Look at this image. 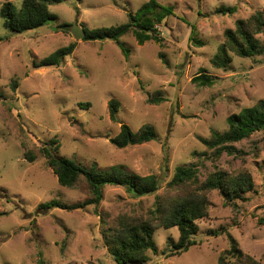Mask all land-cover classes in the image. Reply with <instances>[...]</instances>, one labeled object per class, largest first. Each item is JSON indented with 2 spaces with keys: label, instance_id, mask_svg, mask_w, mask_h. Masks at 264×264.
I'll use <instances>...</instances> for the list:
<instances>
[{
  "label": "rangeland",
  "instance_id": "1",
  "mask_svg": "<svg viewBox=\"0 0 264 264\" xmlns=\"http://www.w3.org/2000/svg\"><path fill=\"white\" fill-rule=\"evenodd\" d=\"M8 1L17 9L22 2ZM148 1L66 0L49 7L56 21L21 34L5 29L0 18V264H38L40 258L44 264H116L103 233L123 215H145L166 196L175 168L187 165L200 170L201 180L214 168L228 175L247 171L254 192L234 206H224L210 192L208 215L196 223V245L170 257L168 242L177 241V228L157 230V252L147 253L146 264H218L231 238L264 264V225L258 222L264 218V132L234 144L235 156L218 160L200 142L226 131L229 116L264 100V55L231 54L227 69L212 64L225 31L255 13L264 18V0H156L171 9L155 25L161 41L139 45L131 34L122 36L127 59L112 41L75 40L69 31L74 24L92 30L128 23V13ZM221 6L236 12L216 14ZM59 24H68V32L55 31ZM259 39L264 46V35ZM73 43L61 66L33 69L34 61ZM200 72L215 79L211 87L192 82ZM155 92L164 100L150 105ZM112 99L120 103L118 123L109 118ZM121 124L133 132L148 125L158 140L117 149L110 139ZM51 142L58 157L102 172L116 167L154 175L161 187L154 195L134 197L123 187L106 186L97 207L39 211V204L51 200L74 205L91 197L83 178L71 189L58 185L40 152ZM220 229V235L210 234Z\"/></svg>",
  "mask_w": 264,
  "mask_h": 264
},
{
  "label": "trees",
  "instance_id": "2",
  "mask_svg": "<svg viewBox=\"0 0 264 264\" xmlns=\"http://www.w3.org/2000/svg\"><path fill=\"white\" fill-rule=\"evenodd\" d=\"M66 0H22L17 9L12 2L5 0L0 7V18L3 26L9 32L21 34L37 30L56 21V16L49 11V7L59 5ZM170 8H165L156 0H149L141 5L135 14L128 13V23L109 28L84 29V41H112L116 43L125 59L129 57V50L120 43V38L131 34L139 45L146 42H160L155 28L168 15ZM236 7L221 6L216 14L232 15ZM68 24H59L55 31L67 33ZM193 29V28H192ZM264 35V18L261 13H255L244 20L235 23L234 30L224 33V43L217 48L212 64L216 69H227L232 55L240 58H255L264 55V46L259 36ZM75 49V43L57 49L39 62H33V69L59 67L63 60L70 56ZM160 60L166 64L161 54ZM215 79L202 72L192 79L199 86L211 87ZM160 92H155L147 100L150 105H159L163 101ZM88 106V104H79ZM120 103L117 100L108 102L109 118L118 123ZM228 129L222 133L212 132L208 139L200 142L211 152V159L218 160L222 154L235 156L234 144L249 139L253 134L264 132V100L254 106L243 108L227 119ZM155 130L144 125L133 132L126 124H121L118 134L110 139V143L117 149L128 146L142 145L157 141ZM56 142L45 144L40 152L47 167L52 171L60 187L71 189L83 178L89 188L90 199L82 203L67 205L51 200L39 204L37 210L46 211L51 208L63 210L84 209L87 206L97 207L102 199V190L106 186L123 187L134 197L150 196L157 193L161 187V180L154 175L140 176L128 173L121 168L113 167L111 171L102 172L95 168H86L79 163L56 155ZM30 161L34 156L26 153ZM167 194L164 199L157 198L153 208L139 217L123 215L119 218L115 228H108L103 233L104 246L116 264H146L148 252L156 253L153 240L154 233L160 229L177 228L178 239L168 242L169 256H179L196 245L195 236L198 232L197 222L206 218L211 203L208 194L216 191L224 206H234L235 202L245 201V195L254 192V182L247 171L228 175L214 168L204 180L200 179V170L194 165L175 168L174 175L166 184ZM2 215V213H0ZM259 224L264 225V218H259ZM223 230L210 232L220 235ZM38 264H44L40 258ZM218 264H261L251 256L244 254L231 238L230 247L218 259Z\"/></svg>",
  "mask_w": 264,
  "mask_h": 264
},
{
  "label": "water",
  "instance_id": "3",
  "mask_svg": "<svg viewBox=\"0 0 264 264\" xmlns=\"http://www.w3.org/2000/svg\"><path fill=\"white\" fill-rule=\"evenodd\" d=\"M69 31L75 40H82L86 35L85 30L81 29L77 24L71 26Z\"/></svg>",
  "mask_w": 264,
  "mask_h": 264
}]
</instances>
